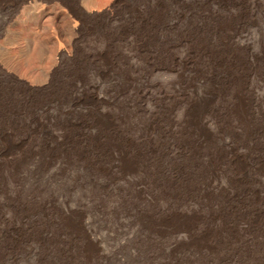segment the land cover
<instances>
[{
    "label": "rangeland",
    "instance_id": "374dc122",
    "mask_svg": "<svg viewBox=\"0 0 264 264\" xmlns=\"http://www.w3.org/2000/svg\"><path fill=\"white\" fill-rule=\"evenodd\" d=\"M57 3L60 0H21L16 9L0 8V49L21 54L20 45L8 41L11 32L20 33L23 41L37 34L50 42L47 18L63 13ZM92 9L91 13L107 17L123 30L110 36L108 102L99 105L100 110L110 112L115 126L98 120L92 123L88 137L78 140L73 135L51 145L50 138L40 133L41 126L32 132L29 122L14 130L0 125L12 132L0 140V264H264V186L249 183L243 174L249 170L264 180V0H94ZM177 13L181 16L171 26ZM56 37L66 40L62 32ZM84 38L92 48H99L94 33ZM64 47L70 50L65 42ZM26 62L20 61L21 71L41 76L36 64ZM117 66L124 68L127 79L115 90ZM196 94L215 96L210 112L202 116L208 123V138L184 121L191 117L187 101ZM200 108L197 102L195 115ZM168 117L182 120V127L171 124L178 139L164 135L161 141L159 132L167 129ZM54 124L44 120L56 134L66 128ZM146 124L151 127L142 133ZM79 127L70 125L67 130L74 134ZM116 128L121 134L114 133ZM97 131H102V137L95 141L91 138ZM196 137L203 141L201 146L195 147ZM131 148L140 150L135 160ZM217 182L221 188L215 187ZM154 219L160 221L159 227ZM139 220L145 222L146 230ZM176 240L179 243L173 245Z\"/></svg>",
    "mask_w": 264,
    "mask_h": 264
},
{
    "label": "bare ground",
    "instance_id": "6f19581e",
    "mask_svg": "<svg viewBox=\"0 0 264 264\" xmlns=\"http://www.w3.org/2000/svg\"><path fill=\"white\" fill-rule=\"evenodd\" d=\"M21 0H0V8L1 9H8L9 10H13L14 8L16 9V6L18 5V3ZM24 1V0H23ZM182 1V0H181ZM58 6V8H60L63 13L60 14L59 16H54L50 15L47 18V22H48V29L51 32V36L49 37V40H51L50 42H52V44H50V42H48L47 40H44L42 38H40L37 34H35L33 39H28L26 41H23L20 33L17 32H11L8 33V41L12 42V41H16L21 48V54L19 55H12L7 48H1L0 49V125H9V127L11 126V128H13V130L17 127L20 126L26 122L31 123V131L32 132H37V129L35 127L37 126H41L40 128V133L42 135H44L45 137H49L50 138V142L51 145L52 143H59L58 141L63 139V138H67V140H69V138L72 136H77L78 140L79 137H84L87 136L88 134H90V128L93 122L95 121H104L105 124H107L108 126H115V124L113 123V121L115 120L114 118H112L113 116L110 115L109 113H106V111H102L100 110V107L102 106V104L104 105L107 101V95H108V86H107V80L109 79L108 77L111 76L110 71H111V57H110V36L112 34H117V33H122V25H117V24H110L109 20L107 17L105 16H101V14L96 15L94 13H91V11L93 10V5H94V0H60V3L56 4ZM52 7H55L54 5H52ZM57 8V7H56ZM57 8V9H58ZM96 8L98 9V7L96 6ZM37 9V8H36ZM49 9V7H48ZM47 10V9H46ZM55 10V9H54ZM103 8L100 9V11H102ZM61 11V12H62ZM94 11V10H93ZM96 11V10H95ZM12 12V11H11ZM16 11H14L15 13ZM97 12V11H96ZM39 13H44L43 10H40ZM59 13V12H57ZM176 13V12H175ZM98 14V13H97ZM210 14V13H209ZM212 14V13H211ZM46 16V14H45ZM174 16V15H173ZM181 16V15H180ZM179 14H175V17L172 19L171 21V26H174V24H176V19L180 18ZM198 16V15H197ZM47 17V16H46ZM56 17L57 20L55 19ZM214 19V18H213ZM202 20V19H201ZM42 21V20H41ZM43 22V21H42ZM56 22H59L61 24H57ZM194 24V23H193ZM202 25V24H201ZM46 29V28H45ZM186 29V28H185ZM204 30V29H203ZM198 31H201L198 29ZM58 32H62L65 34L66 36V40H64L63 42L60 41L57 37L56 34ZM218 32V31H217ZM97 36L98 41H99V48L98 47H91L89 44L86 43V40L84 38V36L86 37V35H91L93 34ZM114 34V36H115ZM193 34V33H191ZM190 34V35H191ZM118 35V34H117ZM203 35V34H201ZM194 36V35H193ZM198 36V35H197ZM90 37V36H89ZM55 39V41H53ZM198 39V38H197ZM85 40L84 44H81L82 41ZM210 40V38H209ZM219 41V40H218ZM64 42L68 45H70V50H66L64 47ZM176 42V41H175ZM220 42V41H219ZM214 43V42H213ZM217 43V42H216ZM195 44V43H194ZM210 44V43H209ZM226 44V43H225ZM211 45V44H210ZM199 46V45H198ZM206 48V47H205ZM222 50V49H221ZM220 51V50H219ZM31 52V53H29ZM113 52V51H112ZM217 54V53H216ZM30 55H33L32 58H30ZM113 56V55H112ZM118 57V56H116ZM113 58V57H112ZM115 59V58H114ZM218 59V58H217ZM118 60V59H117ZM120 60V59H119ZM175 62H177V58H174ZM20 61L26 62L28 64H36L37 67H39L40 71H41V76H37V75H31L28 72H24L21 71L19 69V64ZM182 58L179 59V62H182ZM229 61V60H228ZM232 61V60H231ZM174 62V63H175ZM216 63V62H215ZM218 63V62H217ZM124 64V63H123ZM220 64V63H219ZM224 64V63H223ZM227 63H225L226 65ZM231 64V62H230ZM252 64V63H251ZM250 64V65H251ZM116 66V65H115ZM121 66V65H120ZM213 66V65H212ZM221 66V64H220ZM249 66V64H248ZM163 67V66H162ZM226 67V66H225ZM232 67V66H231ZM252 67V66H251ZM254 67V65H253ZM259 67V66H258ZM128 68V66H127ZM130 68V67H129ZM226 69V68H225ZM193 70V69H191ZM252 70V69H251ZM258 70V69H256ZM187 71V70H186ZM248 71V70H247ZM196 72V71H195ZM231 72V71H230ZM229 72V73H230ZM236 72V71H235ZM249 72V71H248ZM255 72V71H253ZM263 72V71H262ZM186 73V72H185ZM225 73V72H224ZM243 73V72H242ZM251 73V71L249 72ZM257 73V72H256ZM114 75V79H115V84L116 85V89L120 88L122 86V84H126L124 82L125 79V72H124V68L121 67H116V70L113 73ZM227 74V73H226ZM244 74V73H243ZM248 74V73H247ZM188 75V74H187ZM127 76V75H126ZM197 76V75H195ZM206 76H204L205 78ZM238 77V76H237ZM200 78V77H199ZM232 78V77H231ZM187 79V78H186ZM208 79V78H207ZM188 80V79H187ZM225 80V79H224ZM223 80V82H224ZM229 81V80H228ZM235 81V79H234ZM124 82V83H123ZM193 82V81H192ZM191 82V83H192ZM226 82V81H225ZM224 82V84H225ZM128 84V83H127ZM190 84V83H189ZM194 84V83H193ZM227 84V83H226ZM174 85V84H173ZM239 85V84H238ZM141 86V85H139ZM185 86V85H184ZM189 86V85H188ZM195 86V85H192ZM160 87V86H159ZM175 87V86H174ZM135 88V87H134ZM193 88V87H192ZM175 89V88H174ZM121 90V89H120ZM116 91V92H120ZM137 90V88H136ZM177 90V89H176ZM252 90V89H251ZM217 91V90H216ZM236 91V90H235ZM253 91V90H252ZM115 92V93H116ZM179 92V91H178ZM234 92V91H233ZM248 92V91H247ZM215 93V92H214ZM240 93V92H239ZM211 94V92H210ZM217 95V93H215ZM209 95V94H208ZM201 96V94H196L195 95V99L193 100H189L187 101V105H186V110H187V114L190 115L191 117H189V119L184 120L185 122L187 121L189 124H191L192 129H197V131L199 132L198 134L202 133L203 135H207L210 132L207 129V122L205 119H203V114L207 113L208 110L210 108L209 105L212 101V98H214L215 96ZM234 95V94H233ZM238 95V94H237ZM257 95V94H256ZM218 96V95H217ZM155 97V96H154ZM152 97V99L154 98ZM221 97V96H220ZM219 97V98H220ZM236 97V96H235ZM258 97V96H257ZM117 98V97H116ZM157 98V97H156ZM218 98V97H217ZM252 98V96L250 97ZM260 98V96H259ZM255 99L254 101L258 104V99ZM254 99V98H253ZM214 100V99H213ZM216 100V99H215ZM252 100V99H250ZM237 101V100H236ZM197 102H201V106L202 108H200L198 114L196 113L195 115V111L194 110V105ZM215 102V101H214ZM255 102H253L255 104ZM239 103V102H238ZM252 103V104H253ZM101 104V106L99 107V105ZM186 104V103H185ZM212 104V103H211ZM214 104V103H213ZM226 104V103H225ZM234 104V103H233ZM251 104V105H252ZM220 105V104H219ZM218 105V106H219ZM239 105V104H238ZM105 106V105H104ZM215 106V104H214ZM240 106V105H239ZM217 107V106H216ZM224 107V106H223ZM222 107V108H223ZM257 107V106H256ZM258 108H260L258 106ZM163 109V108H162ZM218 109V108H217ZM216 109V110H217ZM263 109V108H262ZM213 110V109H212ZM259 110V109H257ZM264 110V109H263ZM123 111V110H122ZM121 111V112H122ZM148 111V110H147ZM146 111V112H147ZM153 111V110H152ZM197 111V110H196ZM261 111V110H260ZM124 112V111H123ZM210 112V111H209ZM208 112V113H209ZM245 112V111H244ZM243 112V113H244ZM151 113V112H150ZM214 113V112H213ZM240 113V112H239ZM258 113V112H257ZM123 114V113H122ZM153 114V113H151ZM212 114V113H211ZM224 114V113H223ZM251 114V113H250ZM155 115V114H154ZM213 115V114H212ZM221 115V114H220ZM253 115V113H252ZM257 114H255L256 116ZM259 115V114H258ZM121 116V114H120ZM153 116V115H152ZM186 116V115H185ZM214 116V115H213ZM150 117V116H149ZM249 117V116H248ZM254 117V115L252 116ZM258 117V116H257ZM116 118V117H115ZM118 118V117H117ZM151 118V117H150ZM187 118V117H186ZM213 118V117H211ZM260 118V116L258 117ZM114 119V120H112ZM147 119V118H146ZM168 119L167 121L169 122L167 129H165L163 132H159V139H161L164 135L170 136L171 138H177L176 137V133L173 130V128H171V124L172 125H176L181 126V121H177V120H173L171 118H166ZM176 119V118H175ZM208 119V118H207ZM249 119V118H248ZM44 120H48L51 121L52 124L54 123H60L64 126H66V128L61 129L62 132L60 131L58 134L54 133L52 130L49 129V125L47 127V125H44ZM118 120V119H117ZM152 120V118H151ZM254 120V119H253ZM124 121V120H123ZM258 121V119L256 120ZM47 122V121H46ZM45 122V123H46ZM54 122V123H53ZM115 122V121H114ZM254 122V121H253ZM125 123V122H124ZM258 123V122H256ZM47 124H50L47 123ZM59 124V125H60ZM80 125L79 129H76V133L74 134H70V132L67 130V126L70 125ZM102 124V123H100ZM100 124H97L98 126ZM4 125V127L6 126ZM25 125V124H24ZM29 125V124H28ZM55 125V124H54ZM53 125V126H54ZM96 125V126H97ZM104 125V124H103ZM119 125V124H117ZM183 125V123H182ZM120 126V125H119ZM63 127V126H62ZM94 127V126H93ZM103 127V126H102ZM151 126L150 124H146L143 127L142 133L145 132L147 129H149ZM182 127V126H181ZM184 127V126H183ZM260 127V126H259ZM21 128V127H20ZM26 128V127H25ZM30 128V127H29ZM76 128V126H75ZM101 128V126L99 127ZM113 128V127H112ZM118 128V127H117ZM116 128V131L114 133H120V131ZM123 128V127H122ZM121 128V129H122ZM244 128V127H243ZM105 128H103L104 130ZM107 129V128H106ZM175 129V128H174ZM189 129V128H187ZM10 130V129H9ZM12 130V131H13ZM26 130V129H25ZM36 130V131H35ZM95 130V128H94ZM99 130V129H97ZM154 130V129H153ZM193 130V131H194ZM249 130V129H248ZM17 131V130H16ZM15 131V132H16ZM39 131V129H38ZM114 131V129H113ZM124 131V129H123ZM197 131L195 132V135L197 133ZM247 131V130H246ZM29 132V131H28ZM90 132V133H89ZM102 132V131H101ZM100 131H97L94 135H92V138L90 136L91 139H95V141L101 140L100 137H102V133ZM105 132V131H104ZM126 132V131H125ZM147 132V131H146ZM26 132H24L25 134ZM31 133V132H30ZM39 133V134H40ZM72 133V131H71ZM17 134V133H16ZM27 134V133H26ZM34 134V133H33ZM38 134V133H37ZM38 134V135H39ZM106 134V133H105ZM121 134V133H120ZM179 134V133H178ZM214 134V133H213ZM256 134V133H255ZM12 132L7 131V129H3L0 127V140L1 139H6L5 137H11ZM14 136H16L13 133ZM31 135V134H30ZM74 135V136H73ZM115 135V134H113ZM117 135V134H116ZM124 135V134H123ZM122 135V136H123ZM158 135V134H157ZM201 135V134H200ZM13 136V137H14ZM17 136H19L17 134ZM21 136V135H20ZM27 136V135H26ZM36 136V135H34ZM89 136V135H88ZM87 136V137H88ZM121 136V135H120ZM127 136V135H126ZM141 136V135H140ZM180 136V135H179ZM191 136V135H190ZM197 136V135H196ZM202 136V135H201ZM29 137V136H28ZM33 137V136H32ZM31 137V138H32ZM38 137V136H37ZM158 137V136H157ZM207 137V136H206ZM205 137V138H206ZM19 138V137H18ZM21 138L23 139V137L21 136ZM36 138V137H35ZM42 138V137H41ZM48 138V139H49ZM103 138H105V136H103ZM114 138V137H113ZM127 138V137H125ZM208 138V137H207ZM11 139V138H10ZM9 139V140H10ZM20 139V138H19ZM43 139V138H42ZM45 139V138H44ZM74 139V138H73ZM76 139V138H75ZM81 139V138H80ZM117 139V137H116ZM115 139V140H116ZM119 139V137H118ZM158 139V140H159ZM178 139V138H177ZM183 139V138H182ZM195 139V138H194ZM33 140V139H31ZM103 140V139H102ZM114 140V141H115ZM120 140V139H119ZM131 140V139H130ZM133 140V138H132ZM147 140V139H146ZM145 140V142H146ZM164 140V139H163ZM176 140V139H174ZM192 140V139H191ZM4 141V140H3ZM13 141V140H12ZM20 141V140H19ZM25 140L23 139V142ZM39 141V140H38ZM45 141V140H44ZM65 141V140H64ZM93 141V140H92ZM94 141V142H95ZM105 141V140H104ZM125 141V140H124ZM144 141V140H143ZM148 141V140H147ZM202 141V140H201ZM260 141V140H259ZM62 142V141H61ZM78 142V141H77ZM80 142V141H79ZM91 142V141H90ZM119 142V141H118ZM123 142V141H122ZM144 142V146L146 147ZM158 142V141H157ZM160 142V141H159ZM192 142V141H191ZM203 142V141H202ZM201 142V143H202ZM224 142V141H223ZM25 143V142H24ZM23 143V144H24ZM31 143V141H30ZM30 143L27 142V144L31 145ZM63 143V142H62ZM65 143V142H64ZM63 143V144H64ZM89 143V142H88ZM126 143V142H125ZM140 143V141H139ZM150 143V142H149ZM153 143V142H152ZM164 143V141H163ZM166 143V142H165ZM200 138L196 137V141H195V147L196 145H200ZM259 143V142H258ZM257 143V144H258ZM21 144V143H20ZM43 144V143H42ZM49 144V143H48ZM92 144V142L90 143ZM97 144V143H96ZM100 144V143H99ZM116 144V143H115ZM113 144V145H115ZM130 144V143H128ZM159 144V143H158ZM227 143H225L226 145ZM261 144V143H260ZM33 145V143H32ZM31 145V146H32ZM47 145V144H46ZM61 145V144H60ZM89 145V144H88ZM95 145V144H94ZM118 145V144H117ZM138 145V144H137ZM220 145V143H219ZM222 145V144H221ZM224 145V144H223ZM222 145V146H223ZM14 146V145H13ZM19 146V145H18ZM22 146V144H21ZM93 146V145H92ZM98 146V145H97ZM100 146V145H99ZM102 146V145H101ZM141 146H143L141 144ZM140 146V147H141ZM201 146V145H200ZM263 146V145H262ZM2 147V146H1ZM0 147V148H1ZM4 147V146H3ZM7 147V146H6ZM45 147V146H44ZM48 147V146H47ZM61 147V146H60ZM58 147V148H60ZM66 147V145L64 146ZM85 147V146H84ZM87 147V146H86ZM89 147V146H88ZM121 147V146H120ZM148 147V146H147ZM150 150L152 152H155L154 146L150 145ZM229 147L230 144H229ZM19 148V147H18ZM22 148V147H20ZM34 147H32V149L30 148V150H33ZM52 148V146H51ZM55 148V146H54ZM91 148V147H90ZM89 148V149H90ZM94 148H98V147H94ZM116 148V147H114ZM217 148V147H216ZM221 148V147H220ZM3 149V148H2ZM15 149V148H12ZM25 149V148H24ZM29 149V148H28ZM38 149V148H36ZM57 149V148H56ZM64 149V148H63ZM83 149V145L82 148ZM88 149V150H89ZM104 149V148H103ZM117 149V148H116ZM115 149V150H116ZM124 149V148H121ZM132 149V148H131ZM199 149V147H198ZM222 149V148H221ZM220 149V150H221ZM225 149V147H224ZM230 149V148H229ZM232 149V148H231ZM235 149V148H233ZM253 149V148H252ZM251 149V150H252ZM255 149V148H254ZM263 149V148H262ZM35 150V148H34ZM53 150V149H52ZM62 150V149H61ZM71 150V149H70ZM80 150V149H79ZM78 150V151H79ZM119 150V149H118ZM125 150V149H124ZM123 150V151H124ZM130 150V148H129ZM26 151V149H25ZM60 151V150H57ZM63 151V150H62ZM66 151V150H65ZM90 151V150H89ZM98 151V149H97ZM120 151V152H123ZM127 151V150H126ZM131 151V150H130ZM201 151V150H200ZM227 151V150H226ZM234 151V150H233ZM255 151V150H253ZM259 151H262L259 149ZM61 152V151H60ZM82 151L79 152V154ZM88 152V151H86ZM109 152V151H108ZM119 152V153H120ZM196 152V151H195ZM236 152V151H235ZM234 152V153H235ZM248 152V151H247ZM246 152V154H247ZM23 153V152H21ZM35 153V152H34ZM37 153L39 154L40 152L37 151ZM58 153V152H56ZM83 153V152H82ZM99 153V152H98ZM97 152L95 154H98ZM156 153V152H155ZM251 153V152H250ZM253 153V152H252ZM7 154V153H6ZM18 154V153H17ZM37 154V155H38ZM52 154V153H50ZM55 154V152H54ZM62 154V152H61ZM64 154V152H63ZM195 154V153H194ZM193 154V155H194ZM226 154V153H225ZM245 154V153H244ZM258 154V153H257ZM264 154V153H263ZM262 154V155H263ZM23 155V154H22ZM77 155V154H76ZM82 155V154H81ZM87 155V154H86ZM99 155V154H98ZM97 155V156H98ZM120 155V154H119ZM124 155V154H123ZM122 155V156H123ZM131 155L134 156V158H136V156H140V150L138 148H134L132 149ZM197 157L199 155V152L197 150L196 154ZM249 155V154H248ZM7 156V155H6ZM30 156V155H29ZM94 156V155H92ZM120 156V157H122ZM162 156V155H161ZM212 156V155H211ZM231 156V155H230ZM240 156V154H239ZM244 156V155H243ZM246 156V155H245ZM251 156V155H249ZM255 156V155H253ZM259 156V155H258ZM5 157V156H4ZM24 157H27L24 155ZM32 157V156H30ZM47 157V156H44ZM57 157V156H56ZM84 157V156H83ZM86 157V156H85ZM118 157V158H120ZM128 157V156H127ZM195 157V158H197ZM220 157V156H219ZM237 157V156H236ZM242 157V156H241ZM261 157V156H260ZM18 158V157H16ZM82 158V157H81ZM87 158V157H86ZM113 158V157H112ZM117 158V157H115ZM124 158V157H123ZM193 158V159H195ZM199 158V157H198ZM212 158V157H211ZM215 158V157H214ZM229 158V157H228ZM227 158V159H228ZM232 158V157H231ZM246 158H248L246 156ZM257 158V157H255ZM264 158V157H263ZM262 158V159H263ZM33 159V158H32ZM52 159V158H51ZM84 160V158H82ZM88 159V158H87ZM208 159V158H207ZM213 159V158H212ZM245 159V158H243ZM254 159V158H253ZM3 160H5L3 158ZM8 160V159H7ZM31 160V159H30ZM60 160V159H58ZM116 160V159H115ZM129 160V159H128ZM127 160V161H128ZM131 160V159H130ZM129 160V161H130ZM135 160V159H134ZM188 160V159H187ZM198 160V159H197ZM196 160V161H197ZM205 160V159H204ZM210 161V159H208ZM249 160V159H248ZM251 160V159H250ZM259 160V159H258ZM51 161V160H50ZM88 161V160H87ZM125 161V160H124ZM126 161V162H127ZM149 161V160H148ZM183 161V160H182ZM191 161V160H189ZM188 161V162H189ZM200 161V160H199ZM202 161V160H201ZM200 161V162H201ZM213 161V160H212ZM255 161V160H253ZM264 161V160H263ZM7 162V161H6ZM10 162V161H9ZM119 162H121L119 160ZM124 162V164L126 163ZM136 162V161H135ZM150 162V161H149ZM184 162V161H183ZM186 162V161H185ZM199 162V163H200ZM214 162V161H213ZM230 162V161H229ZM87 163V162H86ZM151 163V162H150ZM196 163V162H194ZM198 163V165H200ZM241 163V162H240ZM251 164V162H248V164ZM255 164V162H253ZM257 163V162H256ZM259 163V162H258ZM261 163V162H260ZM48 164V163H47ZM127 164V163H126ZM125 164V165H126ZM129 164V163H128ZM127 164V165H128ZM135 164V163H134ZM182 164V163H181ZM180 164V165H181ZM218 164V163H217ZM243 164H244V160H243ZM8 165V164H7ZM89 165V164H88ZM99 165V164H98ZM122 165V164H121ZM136 165V164H135ZM185 165V164H184ZM188 165V164H186ZM185 165V166H186ZM209 165V164H208ZM213 165V164H212ZM245 165V164H244ZM258 165V164H257ZM260 165V164H259ZM130 166V164H129ZM132 166V165H131ZM183 166V165H182ZM192 166V165H191ZM195 166V165H194ZM201 166V165H200ZM243 166V165H241ZM247 166V165H246ZM262 166V165H261ZM133 167V166H132ZM181 167V166H179ZM193 167V166H192ZM196 167V166H195ZM252 167V166H251ZM254 167V165H253ZM259 167V166H258ZM18 168V167H17ZM91 168H93L91 166ZM124 168V167H123ZM198 168V167H197ZM243 168V167H242ZM255 168V167H254ZM89 169V168H88ZM182 169V168H181ZM179 169V171L181 170ZM194 169V168H193ZM200 169V168H198ZM205 169V168H204ZM256 169V168H255ZM254 169V170H255ZM259 169V168H257ZM256 169V170H257ZM261 169V168H260ZM259 169V170H260ZM94 170V169H93ZM108 170V169H107ZM124 170V169H123ZM135 170V169H134ZM196 170V169H195ZM223 170V169H222ZM245 170V169H243ZM263 170V169H262ZM128 171V170H127ZM141 171V170H140ZM185 171V170H184ZM194 171V170H193ZM192 171V173H193ZM205 171V170H204ZM249 170H245L243 174H245V176L247 175L248 179H249V183H253V185L255 184V186H264V180H260L259 177L257 178L255 175H253L252 173H248ZM251 171V169H250ZM130 172V171H129ZM181 172V171H180ZM187 172V171H186ZM197 172V170H196ZM212 172V171H211ZM252 172H254L252 170ZM258 172V171H256ZM92 173V171H91ZM107 173V172H106ZM125 173V170H124ZM205 173V172H204ZM213 173V172H212ZM233 173V172H232ZM165 174V173H164ZM170 174V173H169ZM168 174V176H169ZM184 174V173H183ZM182 174V175H183ZM260 174V173H259ZM115 175V174H114ZM166 175V174H165ZM195 175V174H194ZM197 175V174H196ZM218 175V174H217ZM2 176V175H1ZM139 176V175H138ZM143 176H144V171H143ZM146 176V175H145ZM172 176V175H171ZM214 176V175H213ZM20 177V176H18ZM140 177V176H139ZM142 177V176H141ZM181 177V175H180ZM184 177V176H183ZM186 177V176H185ZM189 177V176H188ZM120 178V177H119ZM123 178V177H122ZM143 178V177H142ZM166 178V177H165ZM218 178V177H217ZM245 178V177H244ZM124 179V178H123ZM141 179V178H140ZM181 180V178H179ZM178 179V180H179ZM185 178H183L184 180ZM210 179V178H209ZM236 179V178H235ZM15 180V178H14ZM18 180V179H17ZM135 180V179H134ZM142 180V179H141ZM145 180V179H144ZM187 180V179H186ZM185 180V181H186ZM192 180V179H191ZM207 180V179H205ZM20 181V180H19ZM18 181V182H19ZM22 181V180H21ZM24 181V179H23ZM136 181V180H135ZM229 181V180H228ZM232 181V180H231ZM129 182V180H128ZM134 182V181H133ZM145 182V181H144ZM170 182V181H169ZM168 182V183H169ZM219 182V180H218ZM217 182V183H218ZM136 183V182H134ZM142 183V182H141ZM176 183L177 179H176ZM216 183V184H217ZM220 183V182H219ZM215 185V187L221 188L219 186ZM243 183V182H242ZM21 184V183H20ZM130 184V183H129ZM167 184V183H166ZM215 184V183H214ZM229 184V183H228ZM34 185V184H33ZM183 185V184H182ZM191 185V184H190ZM28 186V185H26ZM25 186V187H26ZM31 186V185H30ZM168 186V185H167ZM175 186V185H174ZM177 186V185H176ZM175 186V187H176ZM224 186V185H223ZM253 186V187H255ZM24 187V188H25ZM32 187V186H31ZM103 187V186H101ZM135 187V185H134ZM138 187V186H136ZM201 187V186H199ZM257 187H255L256 189H258ZM142 188V187H140ZM223 188V187H222ZM253 188V189H255ZM23 189V188H22ZM138 189V188H137ZM210 189V188H209ZM29 190V189H28ZM31 191L33 189H30ZM142 190V189H141ZM189 190V189H188ZM217 190V189H216ZM226 190V189H225ZM13 191V190H12ZM18 191V189H17ZM34 191V190H33ZM32 191V192H33ZM208 191V190H207ZM16 194V190L14 191ZM28 193V191H26ZM143 192V191H142ZM197 192V191H196ZM251 192V191H250ZM258 192V191H256ZM255 192V193H256ZM14 193V194H15ZM34 193V192H33ZM135 193H138L135 191ZM173 193V192H172ZM206 193V192H205ZM234 193V192H233ZM15 194V195H16ZM28 194H31L30 192ZM260 194V193H258ZM138 195V194H137ZM140 196V194H139ZM139 196H137L139 198ZM142 196V195H141ZM197 196V195H196ZM211 196V195H210ZM209 196V197H210ZM259 197V195H258ZM264 197V196H263ZM143 197H140V199H142ZM260 198V197H259ZM144 199V198H143ZM142 199V200H143ZM264 200V198H262ZM24 202V201H22ZM144 202H146V200H144ZM5 203V202H4ZM147 203V202H146ZM257 204V203H256ZM264 204V203H263ZM25 205V204H24ZM25 210V209H24ZM195 210V209H194ZM163 213L165 211H162ZM179 212V211H178ZM167 213V212H166ZM169 213V212H168ZM188 213V212H187ZM200 213V212H199ZM256 213V212H255ZM165 214V213H164ZM172 215V214H171ZM167 216V214H166ZM136 217V216H135ZM69 218V217H68ZM117 218V217H116ZM151 218V217H149ZM71 219V218H70ZM76 219V218H75ZM118 219V218H117ZM116 219V220H117ZM137 219V218H136ZM148 219L147 217L145 218V220ZM161 221H165L166 217H159L158 218ZM155 220L154 219V223L156 225H158L159 227V220ZM42 220V219H41ZM150 220V219H149ZM148 220V221H149ZM22 221V219H21ZM119 221V220H118ZM138 221V219H137ZM141 220H139L140 222ZM153 221V220H152ZM117 222V221H116ZM120 223V222H119ZM122 223V222H121ZM138 225L142 226L145 228L146 230V225L144 221H141V224L137 223ZM183 224V223H182ZM34 225V224H33ZM87 225V224H86ZM150 224L148 225L150 227ZM157 227V226H156ZM139 228V226H138ZM150 229V228H149ZM152 229V228H151ZM157 231V228H155ZM8 230V229H7ZM144 230V231H145ZM154 230V229H153ZM218 230V229H217ZM159 231V230H158ZM157 231V232H158ZM203 231V230H202ZM152 235L151 231H147V233H149ZM155 232V230H154ZM153 232V234H154ZM160 232V231H159ZM158 232V233H159ZM162 232V231H161ZM206 232V231H204ZM44 233V232H43ZM58 233V232H57ZM145 233V232H144ZM202 233V232H201ZM7 234V232L5 233ZM46 234V233H45ZM44 234V235H45ZM194 234V233H193ZM193 234L191 233V236H193ZM197 234V233H196ZM4 235V234H3ZM47 235V234H46ZM45 235V236H46ZM202 235V234H201ZM7 236V235H6ZM70 236V235H69ZM199 236V235H198ZM212 237V235H211ZM44 238V237H41ZM142 238V237H141ZM50 239V238H49ZM195 239V238H193ZM177 240H179L177 238ZM174 241L173 245H176L177 243H179L178 241ZM228 240V239H227ZM130 241V240H129ZM193 241V240H192ZM73 244V243H72ZM264 244V243H263ZM97 245V244H96ZM249 245V244H248ZM77 246V245H76ZM14 247V246H13ZM85 247V246H83ZM172 247V246H171ZM208 247V246H207ZM174 248V247H173ZM210 248V247H209ZM76 250V249H75ZM88 250V249H87ZM170 250V249H169ZM234 250V249H233ZM39 253V250L37 251ZM78 252V251H77ZM249 253V251H248ZM103 254V252H102ZM130 254V253H129ZM135 254V253H134ZM147 254V253H146ZM141 255V254H140ZM39 256V255H38ZM41 256V254H40ZM39 256V257H40ZM81 256V255H80ZM79 256V257H80ZM101 256V255H100ZM127 256V255H126ZM142 256V255H141ZM38 257V258H39ZM106 257V256H105ZM176 257V256H175ZM36 258V257H35ZM101 258V257H100ZM104 258V257H103ZM108 258V257H107ZM106 258V260H107ZM141 258V257H140ZM78 259V258H77ZM89 259V258H88ZM38 260V259H37ZM36 260V262H37ZM87 260V259H86ZM92 260V259H91ZM106 260L104 259L103 261L106 263ZM111 262L112 260L109 259ZM84 261V260H83ZM88 261V260H87ZM115 261V260H113ZM147 261V260H146ZM179 261V260H177ZM85 262V261H84ZM102 262V258L101 261ZM116 263H118V261H115ZM141 262V261H140ZM34 263V262H33ZM83 263V262H82ZM86 263V262H85ZM84 263V264H85ZM108 263V261H107ZM115 263V264H116ZM88 264V262L86 263ZM111 264V263H110ZM120 264V263H119ZM124 264V263H123ZM138 264V263H137Z\"/></svg>",
    "mask_w": 264,
    "mask_h": 264
}]
</instances>
